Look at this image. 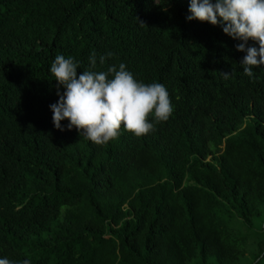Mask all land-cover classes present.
<instances>
[{"label":"trees","instance_id":"trees-1","mask_svg":"<svg viewBox=\"0 0 264 264\" xmlns=\"http://www.w3.org/2000/svg\"><path fill=\"white\" fill-rule=\"evenodd\" d=\"M189 6L0 0V259L264 264V65L245 75L243 41ZM57 55L78 76L123 63L164 85L172 114L102 145L56 129Z\"/></svg>","mask_w":264,"mask_h":264},{"label":"clouds","instance_id":"clouds-1","mask_svg":"<svg viewBox=\"0 0 264 264\" xmlns=\"http://www.w3.org/2000/svg\"><path fill=\"white\" fill-rule=\"evenodd\" d=\"M189 12L187 20L219 24L226 35L243 41L237 45V51H246L240 62L245 75L252 77L253 69L264 65V0H190ZM249 40L259 47H246ZM89 59L95 68V53ZM105 59L100 56L99 62L103 64ZM77 69L78 63L63 55H57L49 68L57 82L59 97L50 109L54 127L60 131L65 130L61 122L68 120V130L75 128L91 142L102 145L116 139L122 126L141 137L154 129L150 116L159 123L167 121L172 114L164 85L138 82L123 63L118 70L115 65L110 66L106 73L83 71L78 76ZM229 74L224 73L225 78ZM0 264L13 262L4 258ZM23 264L30 262L25 259Z\"/></svg>","mask_w":264,"mask_h":264},{"label":"rangeland","instance_id":"rangeland-1","mask_svg":"<svg viewBox=\"0 0 264 264\" xmlns=\"http://www.w3.org/2000/svg\"><path fill=\"white\" fill-rule=\"evenodd\" d=\"M195 263V262H194Z\"/></svg>","mask_w":264,"mask_h":264}]
</instances>
